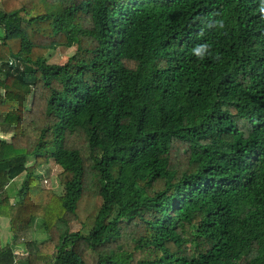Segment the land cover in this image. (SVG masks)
<instances>
[{
    "label": "trees",
    "instance_id": "obj_1",
    "mask_svg": "<svg viewBox=\"0 0 264 264\" xmlns=\"http://www.w3.org/2000/svg\"><path fill=\"white\" fill-rule=\"evenodd\" d=\"M261 4L0 0V264H264Z\"/></svg>",
    "mask_w": 264,
    "mask_h": 264
},
{
    "label": "rangeland",
    "instance_id": "obj_2",
    "mask_svg": "<svg viewBox=\"0 0 264 264\" xmlns=\"http://www.w3.org/2000/svg\"><path fill=\"white\" fill-rule=\"evenodd\" d=\"M59 52L50 59V63H57L63 64L68 60L69 55L73 52L71 49L70 53H63L62 51L58 50ZM6 134L5 136H8ZM11 138V135L8 136V139ZM63 169V164L59 163H52L51 164V174L47 175L44 178V186L47 188H54L56 190H61L60 185L58 183L57 174ZM43 174H46V171L43 170ZM24 179V175H21L15 182L17 186H20ZM47 238V233L42 229V226H39V229L34 228V230L27 231L24 234H21L19 239H14L12 232L10 231L9 220L5 218H0V242L6 243L8 240L12 241L15 244L16 249L15 253L17 254H25L26 252V241L35 239L38 241L44 240ZM6 241V242H4ZM20 255V256H21Z\"/></svg>",
    "mask_w": 264,
    "mask_h": 264
},
{
    "label": "clouds",
    "instance_id": "obj_3",
    "mask_svg": "<svg viewBox=\"0 0 264 264\" xmlns=\"http://www.w3.org/2000/svg\"><path fill=\"white\" fill-rule=\"evenodd\" d=\"M259 11L261 13H264V4L260 5ZM216 24L218 25V27L223 28L224 27V23L223 21H217ZM210 49V45L208 43H204V44H197L193 49H192V53L195 54L199 59H204L205 57V53H207L208 55L209 50ZM216 59H218L219 57H215Z\"/></svg>",
    "mask_w": 264,
    "mask_h": 264
},
{
    "label": "crops",
    "instance_id": "obj_4",
    "mask_svg": "<svg viewBox=\"0 0 264 264\" xmlns=\"http://www.w3.org/2000/svg\"><path fill=\"white\" fill-rule=\"evenodd\" d=\"M4 242H6V241H4ZM1 243H3V242L1 241Z\"/></svg>",
    "mask_w": 264,
    "mask_h": 264
}]
</instances>
